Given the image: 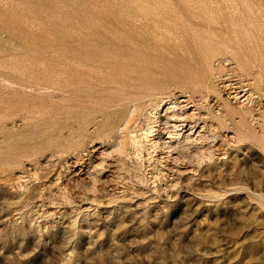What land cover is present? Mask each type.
Segmentation results:
<instances>
[{
	"label": "rangeland",
	"instance_id": "374dc122",
	"mask_svg": "<svg viewBox=\"0 0 264 264\" xmlns=\"http://www.w3.org/2000/svg\"><path fill=\"white\" fill-rule=\"evenodd\" d=\"M0 264H264V0H0Z\"/></svg>",
	"mask_w": 264,
	"mask_h": 264
},
{
	"label": "bare ground",
	"instance_id": "6f19581e",
	"mask_svg": "<svg viewBox=\"0 0 264 264\" xmlns=\"http://www.w3.org/2000/svg\"><path fill=\"white\" fill-rule=\"evenodd\" d=\"M227 85V84H226ZM236 93V92H235ZM170 111H171V106H168L167 108H166V112L168 113H170ZM175 116V115H174ZM172 122V121H171ZM168 123V122H167ZM174 123V122H173ZM183 125H182V123H180V125H176V127H178L177 129H175V131L176 130H178V131H182L183 129H184V127H182ZM173 127H175L174 126V124H173ZM153 130V129H152ZM174 131V130H173ZM151 133V132H150ZM169 133V132H168ZM148 134V133H147ZM146 135V134H145ZM150 136H152V135H146V137H150ZM133 140H134V142L135 143H137V145H138V143H139V141L137 140V138L135 139V137L133 138ZM151 140V139H150ZM154 143V142H153ZM156 146V145H155Z\"/></svg>",
	"mask_w": 264,
	"mask_h": 264
}]
</instances>
